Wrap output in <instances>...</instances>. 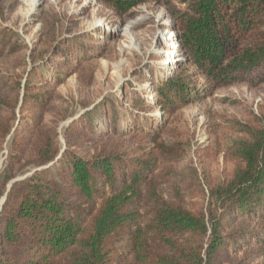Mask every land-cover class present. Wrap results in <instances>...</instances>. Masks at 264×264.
Returning <instances> with one entry per match:
<instances>
[{"label": "trees", "instance_id": "trees-1", "mask_svg": "<svg viewBox=\"0 0 264 264\" xmlns=\"http://www.w3.org/2000/svg\"><path fill=\"white\" fill-rule=\"evenodd\" d=\"M5 1L0 161L5 145L8 153L0 169V264H264V116L198 148L231 166L218 178L206 154L201 171L182 164L191 137L169 126L200 96L197 77L212 88L264 86V0L172 2L186 61L157 84L158 105L136 95L130 111L143 113L123 131L114 101L108 114L98 105L64 129L63 150L56 127L65 115L47 120L58 109L51 107L56 87L69 75L85 80L83 69L104 56L106 44L91 34L63 39L60 20L44 14L28 49L3 24ZM98 1L119 15L142 2ZM154 109L166 119L148 116ZM105 115L109 126L95 128Z\"/></svg>", "mask_w": 264, "mask_h": 264}, {"label": "rangeland", "instance_id": "rangeland-1", "mask_svg": "<svg viewBox=\"0 0 264 264\" xmlns=\"http://www.w3.org/2000/svg\"><path fill=\"white\" fill-rule=\"evenodd\" d=\"M177 1L142 0L124 15L115 13L98 0H39L33 10H30L32 0L5 1L7 19L3 24L12 29L28 49L33 48L39 37V18L44 14L54 15L60 20L58 26L61 27L63 39L69 35L91 34L100 43L106 44L104 56L90 61L83 69L81 76H85V80H80L76 74L69 75L63 84L56 87L59 98L53 100L51 107L58 109L57 112L52 110L47 120L65 115L56 127L61 150L64 148V129L98 105L106 106L108 114L111 107L107 103L114 101L122 131L127 128L133 115L143 113L130 111L133 110L131 99L136 95L154 106L158 105L155 103L157 84L173 74L176 65L182 61L184 65L186 61L181 49L176 50L178 46H175L178 42L173 29L171 4ZM106 34L111 35L110 41H106ZM168 50L176 52L177 56L168 58ZM191 69L195 70L194 67ZM196 81L194 86L201 89L200 96L181 108L177 119L170 121L169 126L173 129L177 127L191 137V146L182 164L192 165L201 171L202 155L206 154L209 173L213 178H218L229 173L231 166L222 156L211 157L208 152L198 148L206 149L213 137L222 139L228 135L235 136L245 124L255 126L264 116V86L253 88L243 84L212 88L202 77H197ZM154 110L153 114L149 111L148 116L154 115L162 121L166 119L165 114ZM108 122L105 115L95 120L94 127L102 124L107 127ZM7 153L8 145H5L0 169ZM32 173L31 170L27 171L16 180Z\"/></svg>", "mask_w": 264, "mask_h": 264}, {"label": "bare ground", "instance_id": "bare-ground-1", "mask_svg": "<svg viewBox=\"0 0 264 264\" xmlns=\"http://www.w3.org/2000/svg\"><path fill=\"white\" fill-rule=\"evenodd\" d=\"M38 1L39 0H32V2H31V4H30V6H31V9L30 10H33L34 8H35V6L37 5V3H38ZM43 1V0H42ZM29 9V8H28ZM29 11V10H28ZM34 13V12H33ZM27 15V14H26ZM25 18V17H24ZM174 35H172V37H173ZM174 39V37L171 39V40H173ZM175 46H178V43L177 44H175ZM176 50H179V47H177V49ZM175 50V51H176ZM168 53H167V55H168V58H174V57H176L177 56V54H176V52H173L172 50H168L167 51Z\"/></svg>", "mask_w": 264, "mask_h": 264}, {"label": "water", "instance_id": "water-1", "mask_svg": "<svg viewBox=\"0 0 264 264\" xmlns=\"http://www.w3.org/2000/svg\"><path fill=\"white\" fill-rule=\"evenodd\" d=\"M4 199H2L1 203H0V207H1V204L3 203Z\"/></svg>", "mask_w": 264, "mask_h": 264}]
</instances>
